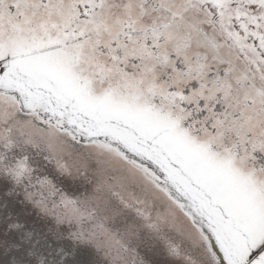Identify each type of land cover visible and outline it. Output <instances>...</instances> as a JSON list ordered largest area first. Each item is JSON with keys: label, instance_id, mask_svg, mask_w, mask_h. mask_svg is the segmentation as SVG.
<instances>
[{"label": "snow or ice", "instance_id": "6c2138e0", "mask_svg": "<svg viewBox=\"0 0 264 264\" xmlns=\"http://www.w3.org/2000/svg\"><path fill=\"white\" fill-rule=\"evenodd\" d=\"M0 264H264V0H0Z\"/></svg>", "mask_w": 264, "mask_h": 264}]
</instances>
